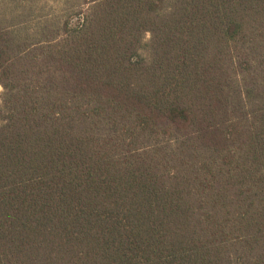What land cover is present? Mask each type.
Returning <instances> with one entry per match:
<instances>
[{
	"label": "trees",
	"instance_id": "trees-1",
	"mask_svg": "<svg viewBox=\"0 0 264 264\" xmlns=\"http://www.w3.org/2000/svg\"><path fill=\"white\" fill-rule=\"evenodd\" d=\"M9 1L0 264H264V0Z\"/></svg>",
	"mask_w": 264,
	"mask_h": 264
},
{
	"label": "rangeland",
	"instance_id": "rangeland-1",
	"mask_svg": "<svg viewBox=\"0 0 264 264\" xmlns=\"http://www.w3.org/2000/svg\"><path fill=\"white\" fill-rule=\"evenodd\" d=\"M12 6H19L26 10L24 17L32 23H43L49 18H62L67 13L74 18L81 12H85L90 6V0H10ZM150 34L147 35V39ZM3 89L0 87V95ZM1 101V99H0Z\"/></svg>",
	"mask_w": 264,
	"mask_h": 264
}]
</instances>
